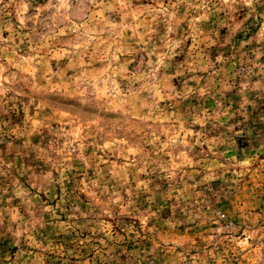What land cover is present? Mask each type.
<instances>
[{
  "label": "rangeland",
  "instance_id": "rangeland-1",
  "mask_svg": "<svg viewBox=\"0 0 264 264\" xmlns=\"http://www.w3.org/2000/svg\"><path fill=\"white\" fill-rule=\"evenodd\" d=\"M0 264H264V0H0Z\"/></svg>",
  "mask_w": 264,
  "mask_h": 264
}]
</instances>
